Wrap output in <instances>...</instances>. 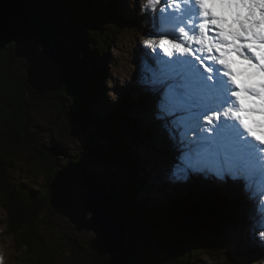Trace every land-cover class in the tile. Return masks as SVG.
Returning <instances> with one entry per match:
<instances>
[{
    "label": "trees",
    "instance_id": "1",
    "mask_svg": "<svg viewBox=\"0 0 264 264\" xmlns=\"http://www.w3.org/2000/svg\"><path fill=\"white\" fill-rule=\"evenodd\" d=\"M1 1L13 10L31 15L61 59L66 81L62 90L49 95L58 116L92 128L83 150L70 157L69 165H102L120 158L127 161V142L141 140L139 136L150 139L153 132L148 127L142 135L138 127L140 117L132 115L134 107L142 111L153 101L151 94L144 91L141 99L136 100L131 93H125L117 103L108 102L111 108L103 113H91L88 109L93 104L98 106V102L103 104L104 62L113 38L126 29L139 32L141 19L147 26L142 31L150 33L152 29L146 15L136 17L138 10L134 9L132 17H127L116 0ZM13 48L11 40L0 41V205L6 212L8 234L23 250L18 264H58L55 248L51 250L45 244L38 223L43 213L51 214L49 185L59 170V159L66 152L43 147L30 130V108L45 98L37 97L27 85L25 65L18 66ZM169 144L163 155L172 161L177 148ZM19 153L32 156L44 179L43 188L31 196L11 179L14 168L11 158ZM138 163L134 157L130 162L132 171L120 188L94 178L124 206L129 229L152 227L164 234V240L155 251L156 264H190V257L216 250L217 244L210 238L223 240L222 231L240 222L239 205L236 212L225 214L223 208L230 203L217 190L206 191L207 196L203 194L206 198L196 203L192 199L196 193L189 182L167 184L161 189L162 198L149 202L148 195L143 198L147 178L143 176L144 165L140 168ZM166 187L170 188V193L166 192ZM244 205L248 209V203ZM245 213L248 215L246 210ZM58 244L66 251L64 264H151L137 258L128 246L114 256L100 259L74 232L60 233ZM251 248V251L255 249L253 244ZM258 254L255 253L254 259Z\"/></svg>",
    "mask_w": 264,
    "mask_h": 264
},
{
    "label": "snow or ice",
    "instance_id": "2",
    "mask_svg": "<svg viewBox=\"0 0 264 264\" xmlns=\"http://www.w3.org/2000/svg\"><path fill=\"white\" fill-rule=\"evenodd\" d=\"M147 7L155 34L143 44L154 55L142 82L179 152L173 175L210 172L238 186L264 241V0Z\"/></svg>",
    "mask_w": 264,
    "mask_h": 264
},
{
    "label": "rangeland",
    "instance_id": "3",
    "mask_svg": "<svg viewBox=\"0 0 264 264\" xmlns=\"http://www.w3.org/2000/svg\"><path fill=\"white\" fill-rule=\"evenodd\" d=\"M105 2L108 0H104ZM121 8V12L127 17H132L134 9L138 12L136 17L146 15L152 31H142L147 29L141 19L142 28L139 32L126 29L113 38L111 46L107 50L106 61L104 62L105 77L103 79V104L98 102L88 109L91 113H103L110 110L108 102L117 103L122 95L131 93L133 97L141 99L144 91L151 94L153 101L146 108L140 111L137 107L132 109L133 116L138 119V127L142 135L148 127L153 129L150 139L139 136L141 140H131L126 144L127 161L120 158L102 165L86 164L96 179L108 181L116 188L123 186L132 171L130 162L135 157L141 168L144 165L145 193L143 198L148 195L149 202L154 203L162 198L161 189L167 184L191 183L194 187L193 201L200 203L206 191L217 190L222 192L228 203L238 208L241 213L238 225L232 224L222 231L223 240L210 238L216 244V250L198 256L190 257V264H264V241H261L259 230L260 225L256 223L249 214V209L245 213V205L248 201L245 193L238 187L237 192L229 189L231 181L225 182L218 180L212 173H192L183 179H176L173 170L179 162V152L174 153V160L168 161L164 158L163 152L167 151L170 144L174 147L168 130L164 127L161 120L157 119V97L142 82L144 75V65L152 62L153 52L146 49L143 40L154 35L153 19L154 10L146 8V0H116ZM160 5H157V9ZM142 18V17H141ZM157 51H159L157 49ZM21 67L26 64L24 60L17 62ZM25 76V72H24ZM50 94H45L43 102H35L29 111V126L34 136L38 138L43 147L63 149L66 155L59 159V169L69 165L70 157L75 156L83 150L86 137L92 128L89 125L81 127L60 118L50 99ZM14 165L11 173L12 182L21 188L28 196L40 191L44 185V179L40 177L36 162L28 153H19L12 157ZM170 193V188H165ZM141 195L138 196L140 198ZM207 196V195H206ZM206 198V197H204ZM243 207V208H242ZM38 227L45 244L53 250L56 255L57 263L64 264L66 251H62L58 244L60 233H76L78 240L89 248V242L94 238L92 233H77L66 218L57 215L51 210V214L45 212L40 217ZM162 232L152 227H139L129 229L127 232L126 246L130 247L137 258L147 263L156 264L155 251L164 240ZM251 244L255 249L251 251ZM255 253H259L254 259ZM23 250L19 249L16 239L7 232L6 212L0 205V264H18Z\"/></svg>",
    "mask_w": 264,
    "mask_h": 264
},
{
    "label": "water",
    "instance_id": "4",
    "mask_svg": "<svg viewBox=\"0 0 264 264\" xmlns=\"http://www.w3.org/2000/svg\"><path fill=\"white\" fill-rule=\"evenodd\" d=\"M3 39L11 40L15 58L24 60L26 83L37 97L62 90L66 72L41 26L31 15L0 0V41ZM49 205L77 233L94 235L89 249L98 258L114 256L126 246L127 211L89 169L67 165L57 170L49 185ZM223 209L227 215L235 212L233 205L225 204Z\"/></svg>",
    "mask_w": 264,
    "mask_h": 264
},
{
    "label": "bare ground",
    "instance_id": "5",
    "mask_svg": "<svg viewBox=\"0 0 264 264\" xmlns=\"http://www.w3.org/2000/svg\"><path fill=\"white\" fill-rule=\"evenodd\" d=\"M235 186V185H234ZM229 189H232V190H234V191H236L237 192V190H238V186H235V187H233L232 185H230L229 186ZM237 189V190H236ZM234 207V206H233ZM234 209H235V207H234ZM245 210H246V212H247V208L245 207Z\"/></svg>",
    "mask_w": 264,
    "mask_h": 264
}]
</instances>
